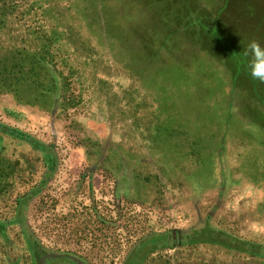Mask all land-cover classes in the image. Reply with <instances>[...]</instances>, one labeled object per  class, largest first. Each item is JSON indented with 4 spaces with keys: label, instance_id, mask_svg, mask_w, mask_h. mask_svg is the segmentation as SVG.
Instances as JSON below:
<instances>
[{
    "label": "rangeland",
    "instance_id": "1",
    "mask_svg": "<svg viewBox=\"0 0 264 264\" xmlns=\"http://www.w3.org/2000/svg\"><path fill=\"white\" fill-rule=\"evenodd\" d=\"M251 41L264 45V0H0V122L60 157L28 211L49 255L35 262L12 223L0 264H124L151 233L207 224L264 244V83L240 49ZM35 53L47 68L30 75ZM20 63L28 77L15 83ZM46 170L0 131V222ZM169 243L143 264H264Z\"/></svg>",
    "mask_w": 264,
    "mask_h": 264
},
{
    "label": "trees",
    "instance_id": "2",
    "mask_svg": "<svg viewBox=\"0 0 264 264\" xmlns=\"http://www.w3.org/2000/svg\"><path fill=\"white\" fill-rule=\"evenodd\" d=\"M33 57H35L37 62H34V64L31 65L33 68L30 71V75H32L33 72L39 67V69L41 70L47 68L45 65L47 63L46 58H42L36 53L33 55ZM20 64L21 65H17L15 69H20L21 73H18V75L13 74L15 83L16 81H18V83H22V81H25L28 77V74L23 71L25 65L23 63ZM50 74L52 75L53 80V90L54 92H57V80L53 73ZM2 83L5 85V82ZM0 131L30 143L37 151L42 153L43 158L46 162L47 170L40 184H38L30 192L18 198L16 217L10 221L0 222V228L2 229H5L7 225L12 223H17L22 227L23 233L32 252L33 259L35 260V262H38V260L40 261L41 259L46 258L49 255V249L46 248V246L40 241V239L31 228L28 219V211L31 202L44 190L46 185L53 179L54 175L56 174L60 161L59 153L53 144H49L42 140H39L29 133L10 125L0 122ZM185 235L186 238L191 241L221 244L240 251L264 256V244L238 238L233 234L227 232L226 230L220 229L211 224H207L199 229L187 230L185 231ZM171 239L172 237L168 232H154L139 239L129 252L124 264H143L144 260L150 253L155 252L159 248L167 246L168 244H170L169 242ZM68 262H71V260L59 257L47 258L44 264H67Z\"/></svg>",
    "mask_w": 264,
    "mask_h": 264
},
{
    "label": "clouds",
    "instance_id": "3",
    "mask_svg": "<svg viewBox=\"0 0 264 264\" xmlns=\"http://www.w3.org/2000/svg\"><path fill=\"white\" fill-rule=\"evenodd\" d=\"M246 54L250 57L248 69L251 78L264 83V45L251 41Z\"/></svg>",
    "mask_w": 264,
    "mask_h": 264
},
{
    "label": "flooded vegetation",
    "instance_id": "4",
    "mask_svg": "<svg viewBox=\"0 0 264 264\" xmlns=\"http://www.w3.org/2000/svg\"><path fill=\"white\" fill-rule=\"evenodd\" d=\"M172 240L177 242L178 244H183L185 238H186V235L184 234V232H182L181 234L180 233H177V234H172Z\"/></svg>",
    "mask_w": 264,
    "mask_h": 264
},
{
    "label": "crops",
    "instance_id": "5",
    "mask_svg": "<svg viewBox=\"0 0 264 264\" xmlns=\"http://www.w3.org/2000/svg\"><path fill=\"white\" fill-rule=\"evenodd\" d=\"M231 27V26H230ZM240 37H241V35H240ZM245 44V43H244ZM240 49L241 50H243L245 53H246V51H247V49H245L243 46L242 47H240ZM224 51H226V49H224ZM223 51V52H224ZM228 53H229V51H228ZM190 104L189 103H186L185 105H184V107L186 108V109H189L187 106H189ZM192 106V105H191Z\"/></svg>",
    "mask_w": 264,
    "mask_h": 264
},
{
    "label": "water",
    "instance_id": "6",
    "mask_svg": "<svg viewBox=\"0 0 264 264\" xmlns=\"http://www.w3.org/2000/svg\"><path fill=\"white\" fill-rule=\"evenodd\" d=\"M173 233H174V234H177V233H180V234H181L182 231H174Z\"/></svg>",
    "mask_w": 264,
    "mask_h": 264
}]
</instances>
